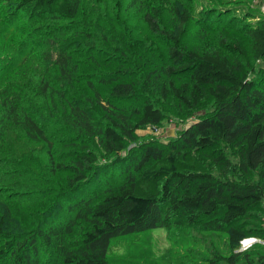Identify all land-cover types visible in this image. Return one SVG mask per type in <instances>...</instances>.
Masks as SVG:
<instances>
[{
    "label": "trees",
    "instance_id": "obj_1",
    "mask_svg": "<svg viewBox=\"0 0 264 264\" xmlns=\"http://www.w3.org/2000/svg\"><path fill=\"white\" fill-rule=\"evenodd\" d=\"M184 4L0 0V264H112L114 237L182 226L223 232L211 264L264 257L235 251L259 235L249 224L264 202V88L240 56L182 43ZM199 22L228 44L218 15ZM242 33L264 61V19ZM169 101L205 114L167 144L126 151ZM117 164L114 184L94 183Z\"/></svg>",
    "mask_w": 264,
    "mask_h": 264
},
{
    "label": "rangeland",
    "instance_id": "obj_2",
    "mask_svg": "<svg viewBox=\"0 0 264 264\" xmlns=\"http://www.w3.org/2000/svg\"><path fill=\"white\" fill-rule=\"evenodd\" d=\"M185 4L190 6L193 19L182 35V43L191 48L203 49L220 46L228 55L240 56L239 58L248 68L249 76L258 79L259 85L264 88V61L253 57L251 43L242 33L243 26L254 23L258 19H264V0H185ZM164 12L167 21L172 20L167 7ZM206 13L218 15L219 22L223 24L221 31L225 33L227 45L219 43L218 29L201 28L199 19L201 16H206ZM232 16H234L233 20H229ZM131 104L132 102H125V106ZM164 107L163 119L158 124L138 128L135 131L136 140L127 144L126 151L133 154L135 152L131 150L132 148L149 141L167 144L177 138L180 132L193 123L198 116L205 114L203 110L190 113L176 101L165 102ZM206 107L207 105L204 104V108ZM216 148L202 149L198 155L201 159L209 160V153L216 151ZM121 169L122 165L112 166L107 173L97 174L93 179L94 183L96 182L100 188L105 183L114 184ZM33 198L35 196L17 195L16 200L26 204V202L33 203ZM253 211L256 214L252 216L253 222L249 226L255 228L259 235L248 234L235 251L247 252L256 248L264 250V236H262L264 234V202L260 208ZM223 238V232L218 231L199 234L186 226L175 227L169 231L164 227H155L137 234H122L114 237L110 242L107 259L112 264H211L210 251L214 247L223 249L221 247ZM248 256L251 261L237 264H264V257L254 253ZM221 262L224 261L221 260Z\"/></svg>",
    "mask_w": 264,
    "mask_h": 264
}]
</instances>
